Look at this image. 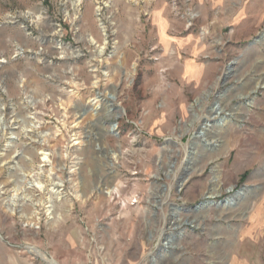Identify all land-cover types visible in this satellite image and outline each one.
<instances>
[{
	"label": "rangeland",
	"instance_id": "374dc122",
	"mask_svg": "<svg viewBox=\"0 0 264 264\" xmlns=\"http://www.w3.org/2000/svg\"><path fill=\"white\" fill-rule=\"evenodd\" d=\"M74 1L0 0V264H264V0Z\"/></svg>",
	"mask_w": 264,
	"mask_h": 264
},
{
	"label": "crops",
	"instance_id": "0c3cea01",
	"mask_svg": "<svg viewBox=\"0 0 264 264\" xmlns=\"http://www.w3.org/2000/svg\"><path fill=\"white\" fill-rule=\"evenodd\" d=\"M202 13H214L215 11H226L229 8L230 0H196ZM218 12V13H219ZM161 40L166 47L182 48L186 47L188 52L186 58L181 65V72L179 76L187 79L192 84H199L202 80L205 81L210 76L211 63L208 64L201 57L206 54V44L203 41H199L194 36H189L187 39H180L177 37H171L168 35V25L166 22H162L160 25ZM173 60V59H172ZM238 262L233 261L232 264ZM11 264H42L37 262L34 258H22L18 262H12ZM239 264V263H238Z\"/></svg>",
	"mask_w": 264,
	"mask_h": 264
},
{
	"label": "bare ground",
	"instance_id": "6f19581e",
	"mask_svg": "<svg viewBox=\"0 0 264 264\" xmlns=\"http://www.w3.org/2000/svg\"><path fill=\"white\" fill-rule=\"evenodd\" d=\"M82 1L83 0H75L74 2H73V4H74V6H78V5H80L81 3H82ZM36 17V16H35ZM38 20H40L41 19V15H38L37 17H36ZM102 30H103V33H104V35L106 36L107 34H106V29H105V27H102ZM93 41V40H92ZM91 41V42H92ZM109 99H111V100H115V96H113V95H110L109 96ZM96 101H98V100H96ZM95 101V102H96ZM218 106V105H217ZM97 108L96 109H99V106H96ZM225 110H224V107H222L221 105H219V108L218 109H216L215 111H214V120L212 119L211 121H206V123H205V128H202V131H203V134H204V136H203V138H201V142H204V144H206V145H209L211 148L212 147H217L218 145L214 142V141H211V140H209V139H207V134L205 133V131H207L208 129H210V128H213V127H224V125L228 122V118H227V116L225 115V112H224ZM110 114H112V112H113V107H111L110 106V108H109V111H108ZM116 129V125H111V129H110V131L111 132H114V130ZM217 142V141H216ZM195 149H193V151H188V155L191 153V154H196V151H194ZM215 183H216V187H214L212 190H211V192L209 193V195H208V199L209 200H206V201H204V203H209V205H210V203L211 202H213L214 200L213 199H215V197H217L218 195H219V192H218V187L220 186V184H221V182L219 181V179L216 177L215 178ZM51 185H59L58 183H52ZM182 186H183V184H180L179 185V187L180 188H182ZM38 187L39 188H42V185L41 184H38ZM15 190H18L19 189V185L18 184H16L15 183V188H14ZM230 190L232 191V188H230ZM231 191H229V192H231ZM228 203L231 205L232 203H235L234 202V199H232V197L231 198H229L228 199ZM236 204V203H235ZM208 206V205H207ZM29 249V251L31 252V253H33L34 255H36V256H38V257H40V258H42L43 260H46V261H48L49 262V264H58L54 259H52V258H49L48 256H47V254H44L43 252H41L39 249H37V248H34V247H29L28 248Z\"/></svg>",
	"mask_w": 264,
	"mask_h": 264
},
{
	"label": "water",
	"instance_id": "95a60500",
	"mask_svg": "<svg viewBox=\"0 0 264 264\" xmlns=\"http://www.w3.org/2000/svg\"><path fill=\"white\" fill-rule=\"evenodd\" d=\"M214 109H218V106L217 105H215L214 106ZM203 135V132L201 131V130H199L197 133H196V137H201ZM239 196L241 197V199H245V193L244 192H242L241 194H239ZM207 205H209V203H204V202H202V203H200L197 207H195V209H194V211L195 212H200L201 210H203V209H205V208H207ZM210 205H214V203L213 202H211L210 203ZM225 206V207H230V206H234L235 205V203H232L231 205L228 203V200H223V201H221L220 203H219V206ZM176 209H178V210H181V208H179V207H177ZM185 224H190V225H192L191 223H185ZM174 229H177L176 227L174 228ZM173 238H175L174 237V235H171V237H169V242H171V240L173 239Z\"/></svg>",
	"mask_w": 264,
	"mask_h": 264
}]
</instances>
